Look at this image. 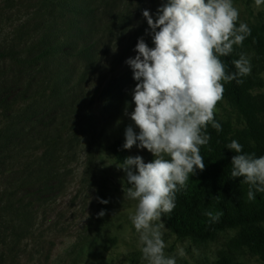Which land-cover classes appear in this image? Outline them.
<instances>
[{
    "label": "rangeland",
    "instance_id": "1",
    "mask_svg": "<svg viewBox=\"0 0 264 264\" xmlns=\"http://www.w3.org/2000/svg\"><path fill=\"white\" fill-rule=\"evenodd\" d=\"M164 2L0 0V143L13 140V129L23 127L11 144L2 145L5 159L0 155V192L11 200V210L20 207L23 215L22 221L9 219L7 241L0 240V264H147L129 219L137 202L124 199L125 173L111 147L118 139L125 142L127 126L139 133L124 114L125 101L128 111L134 110L136 84L125 61L135 57L141 37L154 47L143 11L150 10L155 19ZM233 5L249 28L264 24V5L257 8L255 0H233ZM82 29L89 33L79 34ZM43 52L47 59H34ZM232 53L234 60L241 53L250 58L252 71L242 83L264 94V55L244 42ZM215 115L234 123L241 137L248 134L245 119L227 99L218 102ZM136 155L145 163L154 159L134 146L129 156ZM38 172L42 183L28 187L29 176ZM206 173L197 170L189 179L201 180ZM242 180L234 182L241 189L246 187ZM32 193L33 211L26 203ZM217 195L203 193L198 208L210 211ZM245 229L230 226L195 239L178 237L166 226L165 252L176 256L177 264H264L239 245ZM179 248L185 257L177 255Z\"/></svg>",
    "mask_w": 264,
    "mask_h": 264
},
{
    "label": "clouds",
    "instance_id": "2",
    "mask_svg": "<svg viewBox=\"0 0 264 264\" xmlns=\"http://www.w3.org/2000/svg\"><path fill=\"white\" fill-rule=\"evenodd\" d=\"M255 5L260 8L264 0H255ZM143 17L154 47L141 37L137 54L125 61L136 84L134 110L129 112L125 101L124 114L139 133L127 126L123 148L146 149L154 159L145 163L139 155L128 156L116 166L125 173L124 199L137 202L129 219L139 236L142 259L147 264H177L176 256L165 252L162 218L173 212L176 194L186 187L190 174L205 170L200 148L210 141L207 128L222 131L215 119L225 91L222 81L241 83L237 77L251 74L250 58L244 53L233 61L234 73L227 72L220 59L232 54L234 45L242 46L251 29L246 23L238 24L239 10L233 0H165L155 19L147 9ZM226 148L236 153L231 177L243 178L247 199L254 201L256 192L264 193V156L244 153L236 140ZM206 214L219 219V214ZM104 215L103 210L98 213ZM177 255L183 258L186 252L179 248Z\"/></svg>",
    "mask_w": 264,
    "mask_h": 264
},
{
    "label": "trees",
    "instance_id": "3",
    "mask_svg": "<svg viewBox=\"0 0 264 264\" xmlns=\"http://www.w3.org/2000/svg\"><path fill=\"white\" fill-rule=\"evenodd\" d=\"M250 29L251 35L245 39L244 43L256 48L264 55V24L256 25ZM88 33L89 29L79 31V34L82 35ZM77 43L74 42L72 46L75 52L79 47ZM52 49L53 47H50L47 50L48 55ZM78 55L82 54L78 53ZM47 57V54L43 52L34 59H47ZM220 59L226 65L227 72L237 71L233 64V53L226 57H220ZM237 79L241 80V77H237ZM222 83L225 88L223 99H227L245 119L248 134L241 137V133L234 123L223 121L215 115L216 121L222 126V131L218 133L209 125L207 133L210 135V141L208 145L200 148L207 175L203 176L201 180L200 178L189 179L186 187L176 194V206L173 212L162 219L171 232L181 238L204 239L216 231L230 226L246 227L238 235L239 245L254 251L264 260V225H262L264 224V193L256 192L255 200L249 201L247 199L248 185L246 184V187L241 189L234 184L237 178L231 177V159L236 153L226 148L227 144L236 140L243 146L244 153H255L257 157L264 156V94H254L253 85L248 82L246 85L242 82L237 83L236 80L222 81ZM123 144L124 141L118 139L111 147L120 164L129 156V150L124 149ZM208 190L215 191L218 195L212 209L203 212L198 208V205L202 200V194ZM2 212L6 214L7 210ZM208 212H211L213 217L219 214V219H212L206 214ZM7 221V215L0 216L2 225L0 240L2 239L4 242L8 235L5 224ZM13 235L15 236L16 233ZM215 264H227V262L219 260Z\"/></svg>",
    "mask_w": 264,
    "mask_h": 264
},
{
    "label": "bare ground",
    "instance_id": "4",
    "mask_svg": "<svg viewBox=\"0 0 264 264\" xmlns=\"http://www.w3.org/2000/svg\"><path fill=\"white\" fill-rule=\"evenodd\" d=\"M46 61V60H45ZM32 83H36L35 81H32ZM32 90V87H31V89H30V91ZM27 91H29V90H27ZM23 131V127L22 126H16L14 129H13V133H14V135H15V138H16V136L19 134V133H21ZM58 132H56L54 135H56ZM1 136H2V132H0V138H1ZM49 136H52V135H49ZM14 138V139H15ZM14 139L13 140H9L7 143H5V144H11L13 141H14ZM5 144H2V142L0 143V155L3 157V159H5V157H6V153H7V150L5 149V147L4 146H2V145H5ZM54 173V171L53 172H51V174H50V176L52 175ZM33 178V179H32ZM32 178H31V176H29V180H28V183L26 184L28 187L30 186L31 188H35V186L36 185H39L40 183H42V179H41V177H40V174H39V172H38V174L37 175H34V176H32ZM33 193H32V198H33V200H32V198H30V200H29V202H26L27 204H28V208H29V210H31V211H33L32 209H33V206H32V204L35 202V198L33 197ZM5 197H7V194H6V192H0V200L1 199H6L7 201H5V202H3L1 205H0V216H3V215H7L8 216V221H7V223H5L6 224V226H7V224H9V219H10V217H12V220H14L15 222H18V221H22V217H23V215H21L20 213H19V209H20V207H18L17 209H14V210H11V208H12V203H11V200L9 199V201H8V199L7 198H5ZM8 208V209H7ZM10 208V209H9ZM3 210H7V213L5 214V213H3L2 211ZM22 210H24V211H26V212H28V210H26V206H25V209L23 208ZM17 213V214H16ZM27 216H28V214H26ZM30 231L29 230H27V232L26 233H29ZM14 233H17V232H14ZM7 237H8V235H7ZM1 241H2V243H5L6 241H7V238H6V240H5V242L1 239Z\"/></svg>",
    "mask_w": 264,
    "mask_h": 264
}]
</instances>
